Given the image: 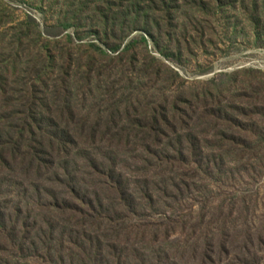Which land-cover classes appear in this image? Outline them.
<instances>
[{"label":"trees","instance_id":"16d2710c","mask_svg":"<svg viewBox=\"0 0 264 264\" xmlns=\"http://www.w3.org/2000/svg\"><path fill=\"white\" fill-rule=\"evenodd\" d=\"M103 4L124 9L123 17L137 14V5L128 0ZM107 21L110 17L103 15L102 23ZM37 56L40 61L29 60L21 68L10 54L0 60V264H264V216L250 224L236 209V220H244L236 226L229 222L233 214L227 205L215 233L198 227L196 241H185L178 252L157 245L161 234L167 241L177 232L171 216L130 222L145 220L144 206L154 209L158 198L170 209L182 204L186 193L197 191L196 181L221 184L233 178L226 150L237 163L253 157L261 164L264 138H257L251 110L208 107L198 115L191 100L179 98L129 116L116 96L106 117L81 114L78 91L70 84L76 66L57 65L53 54L44 55L45 61ZM92 62L81 72L89 95L100 89L92 85L99 76ZM193 116L197 121L189 126ZM202 126L207 129L201 131ZM119 152L131 155V177L118 169ZM23 180L28 186L23 200L52 217L38 222L24 201L8 198ZM186 225L181 222L180 233ZM129 242L151 247L126 249Z\"/></svg>","mask_w":264,"mask_h":264},{"label":"rangeland","instance_id":"374dc122","mask_svg":"<svg viewBox=\"0 0 264 264\" xmlns=\"http://www.w3.org/2000/svg\"><path fill=\"white\" fill-rule=\"evenodd\" d=\"M104 1L119 0H0V53H5L0 60L10 54L21 68L29 60L40 61L37 53L43 55L42 61L44 55L53 54L57 65L76 66L70 84L78 91L76 102L81 108L76 110L81 114L100 112L106 117L113 113L107 108H114L116 96L129 116L165 100L187 98L198 115L208 107L232 108L231 113L235 108L251 110L257 120V138H264V112L260 111L264 108V0H128L131 7L137 5L132 8L137 14L125 16L123 12L124 17L120 13L124 9H108ZM103 15L110 21L103 24ZM109 48L116 51L111 53ZM91 62L99 71L92 85L100 89L89 95L81 72ZM191 119L188 124L194 126L197 119ZM122 153L117 155L118 169L131 177V155ZM225 153V160L235 169L233 178L221 184L210 178L196 181L197 191L186 193L184 202L172 209L158 198L154 209L144 206L145 220L139 215L142 220L133 217L131 224L161 221L163 213L171 216L176 221L171 227L177 232L166 236L167 241L161 234L157 245L178 252L185 241H196L201 233L198 227L207 226L215 233L217 222L228 214L227 205L233 214L229 222L236 226L244 222L236 220L239 209L250 224L258 223L264 216V156L261 164L253 157L237 163L229 150ZM27 187L23 180L13 195L7 193L8 198L24 201L38 222L52 217L28 198L23 200ZM181 222L187 223L185 233H180ZM130 246L151 247L129 242L125 248Z\"/></svg>","mask_w":264,"mask_h":264}]
</instances>
